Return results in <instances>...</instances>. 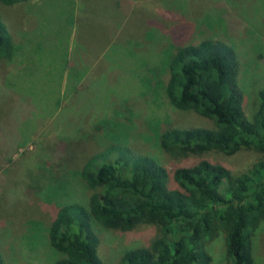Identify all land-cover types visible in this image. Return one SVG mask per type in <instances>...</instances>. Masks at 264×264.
<instances>
[{"label":"rangeland","instance_id":"rangeland-1","mask_svg":"<svg viewBox=\"0 0 264 264\" xmlns=\"http://www.w3.org/2000/svg\"><path fill=\"white\" fill-rule=\"evenodd\" d=\"M122 1L124 16L116 29L98 27L96 17L88 29L84 27L85 16L101 14L109 8L108 0H84L89 4L86 12L82 0L0 4V17L20 49L12 61H0V98H8L13 106L5 119V113H0V137L5 139L0 161L9 151V161L0 163V179H13L17 204L23 201L25 214L41 210L28 223L13 216V233H8V211L0 202V247L7 264H52L56 254L47 245L45 224L63 202L86 203L88 190L74 171L88 156L110 143L120 144L132 153L153 155L170 168L183 160L157 147V132L164 126L210 125L196 113L174 109L163 92L166 74L158 68L163 67L167 45L175 44L170 35L177 17L184 16L194 25V33L185 42L204 37L228 42L238 56L241 81L255 78L264 83V0ZM127 14L132 18L126 19ZM76 17L81 22L78 32ZM135 24L141 26L133 28ZM106 31H111L110 41L99 47ZM21 47L29 52L28 63L34 64L29 71L24 70L27 60ZM64 64L66 70H62ZM5 133L12 138L7 139ZM59 137L68 142L67 162L55 158L53 164L47 146ZM199 157L237 171L255 154L239 151L230 156L204 153ZM54 181L67 182L56 195L43 196V187ZM13 194L7 192L6 197ZM92 226L103 264H118L124 250L146 244L155 233V227L147 224L128 231L104 228L96 222ZM252 247L253 264H262L264 222L252 237ZM223 248L220 237L208 244L210 264L225 262Z\"/></svg>","mask_w":264,"mask_h":264},{"label":"trees","instance_id":"trees-1","mask_svg":"<svg viewBox=\"0 0 264 264\" xmlns=\"http://www.w3.org/2000/svg\"><path fill=\"white\" fill-rule=\"evenodd\" d=\"M25 1L28 0H0V4ZM122 2L108 0L109 8H103L101 14L85 16L84 27L88 29L96 17L98 27L116 29L124 16ZM88 7L85 3L82 11ZM127 18H132L131 14ZM74 21L78 32L81 22L77 17ZM111 31H106L99 47L110 41ZM194 31L189 19L176 18L170 35L175 44L165 48L163 67L158 71L166 74L162 87L168 103L176 110L208 119L210 125L164 126L157 132V147L171 158L183 160L170 168L153 155L132 153L120 144L110 143L88 156L74 171L88 190L86 203L67 201L52 213L46 212L51 213L45 224L46 242L56 254L52 264H103L96 251L94 222L119 231L140 224L155 227L153 237L144 245L124 250L118 264H210L207 246L217 237L224 246L223 264H253L252 237L264 222V83L255 78L248 83L241 81L238 56L228 42L213 37L185 42ZM17 47L0 17V61H12L20 51ZM22 51L27 60L24 70L29 71L34 64L28 63L29 52ZM64 61L67 62V53ZM66 68L64 64L62 70ZM12 108L8 98H0L4 119ZM5 137L12 138L7 133ZM0 142L4 147L3 137ZM67 144L60 137L51 140L47 149L53 164L55 158L67 162ZM239 151H250L255 157L237 171L199 157L204 153L230 156ZM8 155L6 151L0 163L9 161ZM0 180L4 183L0 184L1 207L8 211L5 227L13 233V216L28 223L41 210L25 214L23 201L17 204L13 179L5 176ZM57 182L45 185L43 196L56 195L67 181ZM6 191L13 196L7 198ZM11 203L17 207L15 213ZM0 264H7L1 247Z\"/></svg>","mask_w":264,"mask_h":264}]
</instances>
